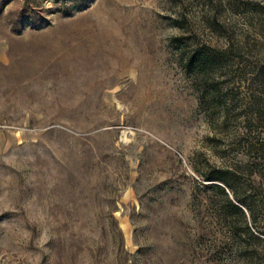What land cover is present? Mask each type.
Listing matches in <instances>:
<instances>
[{
  "label": "rangeland",
  "instance_id": "374dc122",
  "mask_svg": "<svg viewBox=\"0 0 264 264\" xmlns=\"http://www.w3.org/2000/svg\"><path fill=\"white\" fill-rule=\"evenodd\" d=\"M263 62L264 0H0V264H244Z\"/></svg>",
  "mask_w": 264,
  "mask_h": 264
},
{
  "label": "trees",
  "instance_id": "16d2710c",
  "mask_svg": "<svg viewBox=\"0 0 264 264\" xmlns=\"http://www.w3.org/2000/svg\"><path fill=\"white\" fill-rule=\"evenodd\" d=\"M226 52H222V54H225ZM212 63L211 56L203 52L201 54H194V56H191L189 59V64H193L199 69H204L205 67L209 66ZM256 74L254 76V79H257V85L264 87V62L256 68ZM251 106L253 111H251V118L252 120H256L257 129L258 132L256 134L255 142H248L246 152L249 154L256 153L258 154V163L263 167L264 169V138H261L262 135H264V99L260 97L252 96L251 100ZM250 109V108H249ZM250 121V119H249ZM260 129V130H259ZM220 179V178H216ZM223 183H227L225 179H221ZM215 189H218L221 191L224 195L225 192L223 189H221L218 186H212ZM226 201L230 207L235 209L238 213L243 215L242 210L235 204H233L231 201L227 199L225 196ZM263 200H261V203ZM242 205L247 209L248 215L253 216L252 214V208L245 202H242ZM264 206V202H263ZM244 228L246 229V235L247 237H244L243 235L239 236L238 242H237V248H238V254L241 258V261L245 264L248 262V264H264V257L261 258V252L255 248V245H252L250 241H256L260 242L264 246V240H261L259 237L255 236L248 228L247 224L244 225Z\"/></svg>",
  "mask_w": 264,
  "mask_h": 264
}]
</instances>
